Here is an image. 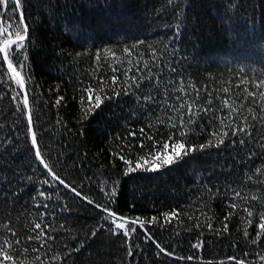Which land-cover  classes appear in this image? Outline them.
I'll use <instances>...</instances> for the list:
<instances>
[{"label":"trees","instance_id":"16d2710c","mask_svg":"<svg viewBox=\"0 0 264 264\" xmlns=\"http://www.w3.org/2000/svg\"><path fill=\"white\" fill-rule=\"evenodd\" d=\"M11 7L0 6V32L15 39L19 12ZM22 13L33 130L49 165L87 199L53 181L36 159L23 95L13 99L21 90L5 61L0 246L13 264H264V102L244 98V89L264 90L256 87L264 81V0H22ZM224 100L239 109L225 120L231 127L221 124L230 111ZM193 101L195 116L179 108ZM246 125L250 136L232 134ZM170 136L197 150L159 171L125 174L120 156L135 167ZM209 142L219 146L200 148ZM88 200L140 218L126 225L136 232L113 235L106 213ZM35 223L54 239L29 240Z\"/></svg>","mask_w":264,"mask_h":264},{"label":"snow or ice","instance_id":"6c2138e0","mask_svg":"<svg viewBox=\"0 0 264 264\" xmlns=\"http://www.w3.org/2000/svg\"><path fill=\"white\" fill-rule=\"evenodd\" d=\"M8 4L12 5L11 11H13L14 13L19 12V16H18L17 22L12 26L14 29V31L12 32V35L15 36V39H12L8 35L7 31L0 32V38L3 39V46L0 47V75L6 74L5 71L3 70V65H4V62L6 61L7 62V71L11 72V74H12L10 79H14L16 85L21 90V91L17 92L16 97H13V99L15 100L18 97H20L21 95H23V99L21 101V104H22L23 109L27 110L26 114H27V120H28V130H29V133L31 136V145H32V149L34 150V154H35L36 159L43 166V168L47 170V173L51 176V179L53 181H58L59 184L63 185L65 188L72 191L76 196H80L82 199H87L86 197H83L82 194L79 191H77V189L75 187H73L69 183H66L65 180L62 179L56 173V171L54 170V167L50 166L49 163L46 161L45 154L41 150V147H40V144H39V141L37 138V133L33 130V118H32L31 110L29 108L28 92L26 91V75H27L26 69L28 67L26 61H27L28 57L24 53L26 52L25 41L28 39V26L24 21V17H23V13H22V0H0V6H3L6 9H7ZM0 15H3V14H0ZM13 48L15 49L14 51H13ZM21 56H23V60L20 59ZM97 59H99V56H97ZM21 71H25V75H21ZM28 79H30V77H28ZM133 81L135 82V77H133ZM194 87L195 86H193V88ZM256 87L257 88H264V81H261V83L259 85H256ZM91 91H92L91 89H85V92L91 93ZM100 91L102 92L103 89L101 88ZM178 91L183 92L184 89L180 88V89H178ZM196 91H197V98H199V90H196ZM223 91L225 93H227L229 90L227 88H225ZM244 91L247 93V95L244 97L245 99L251 98V102H256V97L258 95L259 100L264 102V90L260 91L259 93L249 91L248 89H244ZM210 96H211V93H209V97ZM88 99L91 100V95H89ZM146 99H151V97H146ZM61 100H63V97L58 98L56 100V104L59 105L61 103ZM211 102L212 101L209 98L207 103L211 104ZM101 103H102V100L100 98V95L97 94L95 97L94 107L99 108ZM194 104H195V101H193L192 104H187V105L182 103L179 106V108H183V107L187 106L189 115L195 116L197 113L192 111ZM223 105H224V107L229 108L230 111L228 112V114L226 115L224 120H221V124L224 126H227V127H231V125H225V120H228V119L234 120L235 117L233 116V113L238 112L239 109L234 104L230 105L228 100H224ZM20 106L21 105L17 106L18 109H20ZM240 107L242 108L243 105H241ZM259 107H260L261 112L264 113V103H260ZM179 108H177V111H179ZM203 110L206 112V111H209L210 109L205 108ZM92 111H93V107L90 106L87 109L86 115H87V113H91ZM252 111H253V109L250 108L249 112L251 113ZM259 118L261 120H264V115L260 116ZM247 119H248L247 117H244L245 121H247ZM252 119L255 120V119H257V117L252 116ZM192 122L193 121L190 119L189 123H192ZM172 127H176V124L173 123ZM249 127H251V125L235 127L232 129V134L236 135L237 133H243L245 135L250 136L251 133L248 130ZM140 131H141V133H143L144 129H141ZM130 135H135V134L130 133ZM181 135H184V133H181ZM213 135H217V134L214 133ZM227 135H228V132H223L220 135L219 144H222L224 142L223 137H225ZM239 142L241 144H243L245 141L243 139H241ZM219 144L212 145V143L209 142V145H201L200 148L202 149V148L208 147V146H219ZM141 147H143V144H141ZM154 148L156 149V151L150 153L148 158H145V157L137 158V162L135 164V167L132 166L131 160H128L123 156H120V159H122L124 161V163L126 165H128V168H127V171L125 174L127 175L131 172L136 171L137 169H143L144 171H159L161 167H169L175 163L181 162V160L183 159L184 156H187V155H189L190 152L197 150L195 148H186V145L183 142L176 140L171 136L168 138L167 141L156 142V144H154ZM169 149H171V155L167 154ZM154 161L159 162V163H154ZM44 183L47 184V183H49V181L45 180ZM39 194L41 196L44 195L43 192H41ZM107 195L109 197V201L111 202L112 198L115 197L116 193L113 191V192L107 193ZM236 195L238 196L239 193H236ZM253 199H256V198L253 197ZM88 203L94 204L96 208H98L100 211L106 213L105 219H109L111 221V224L114 226V227L109 229V231H111V233L113 235H119L120 230H123V233H122L123 236L124 237H130L132 234H134L136 232V227L128 228V227H126V225L128 223L135 225L140 220V218H136L134 220L129 221L127 218L117 215L116 212L111 210V208L106 206V205L95 204V202L91 201V200H88ZM45 207H46V205H45ZM232 207L235 208V207H237V205L232 204ZM245 211L247 212V215L249 217L253 216V212L251 210L245 209ZM170 215L176 216L178 214L175 212L164 213L165 217H168ZM259 216H260V221H261L259 224V228L262 231H264V212L259 213ZM226 219H227V217H226ZM155 221H156V217H153L152 220L149 221V223H152ZM247 222L249 224L252 223L251 220H249ZM140 227L142 229L144 228L143 221H140ZM34 230H39V231H37V235L35 237L29 236L28 237L29 240H33V239L40 240L42 237H45L46 239H54V237L47 236V234L42 229L41 223H35ZM224 230L227 231V225H224ZM95 234H96L95 232L92 233L93 236ZM13 235H15V233H13ZM244 235L246 237L248 236V232L246 230L244 232ZM145 238L146 239H152V236L150 235V233L147 230H145ZM257 239H259V233L257 234ZM253 242H255V241H253ZM4 243L7 245H10L9 241H5ZM15 243L19 244L20 241L17 240ZM156 247L159 248L160 252L166 253V250L164 248H162L158 243H157ZM193 247L199 248L200 245L196 244V245H193ZM26 250L27 249H25V251ZM166 254L171 255V253H166ZM129 255H132L131 251H129ZM188 259H192V257H188ZM232 259H234V258H232ZM261 259H264V257H261ZM0 264H13V256L9 253L8 248L4 247V246H0ZM238 264H243V262H238Z\"/></svg>","mask_w":264,"mask_h":264},{"label":"water","instance_id":"95a60500","mask_svg":"<svg viewBox=\"0 0 264 264\" xmlns=\"http://www.w3.org/2000/svg\"><path fill=\"white\" fill-rule=\"evenodd\" d=\"M2 47V46H1ZM27 111V110H26Z\"/></svg>","mask_w":264,"mask_h":264}]
</instances>
